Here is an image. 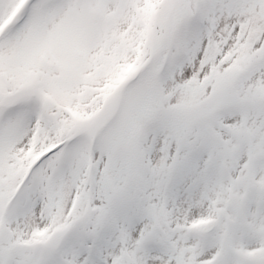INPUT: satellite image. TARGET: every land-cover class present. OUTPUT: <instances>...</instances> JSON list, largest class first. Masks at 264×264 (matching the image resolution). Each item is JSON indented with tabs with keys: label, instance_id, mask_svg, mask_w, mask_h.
<instances>
[{
	"label": "snow or ice",
	"instance_id": "obj_1",
	"mask_svg": "<svg viewBox=\"0 0 264 264\" xmlns=\"http://www.w3.org/2000/svg\"><path fill=\"white\" fill-rule=\"evenodd\" d=\"M0 264H264V0H0Z\"/></svg>",
	"mask_w": 264,
	"mask_h": 264
}]
</instances>
